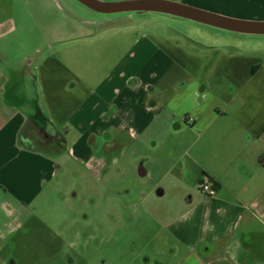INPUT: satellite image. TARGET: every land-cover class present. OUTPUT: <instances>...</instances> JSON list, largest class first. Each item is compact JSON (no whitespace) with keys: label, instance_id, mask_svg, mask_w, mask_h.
Wrapping results in <instances>:
<instances>
[{"label":"crops","instance_id":"0c3cea01","mask_svg":"<svg viewBox=\"0 0 264 264\" xmlns=\"http://www.w3.org/2000/svg\"><path fill=\"white\" fill-rule=\"evenodd\" d=\"M8 1L0 5V251L52 185L50 152L100 168L167 133L179 153L166 173L175 170L185 189L164 226L175 264H264V52H243L235 38L96 21L76 0ZM171 1L264 21V0Z\"/></svg>","mask_w":264,"mask_h":264},{"label":"rangeland","instance_id":"374dc122","mask_svg":"<svg viewBox=\"0 0 264 264\" xmlns=\"http://www.w3.org/2000/svg\"><path fill=\"white\" fill-rule=\"evenodd\" d=\"M1 3L10 7L8 0ZM79 7L96 21H133L163 35L176 29L191 38H235L243 52H264V35L222 31L162 13L100 14ZM145 139L115 156L103 170L77 164L67 150L50 152L58 166L53 183L29 207L32 217L25 218L12 242L0 251V264H175L164 226L183 207L179 198L185 189L175 170L166 173L178 158V144L167 133L160 145L154 146V137ZM139 169L146 174L140 176ZM124 187L135 192L132 204L114 195Z\"/></svg>","mask_w":264,"mask_h":264},{"label":"water","instance_id":"95a60500","mask_svg":"<svg viewBox=\"0 0 264 264\" xmlns=\"http://www.w3.org/2000/svg\"><path fill=\"white\" fill-rule=\"evenodd\" d=\"M101 14L158 12L218 28L249 34H264V21L237 20L198 10L171 0H76Z\"/></svg>","mask_w":264,"mask_h":264},{"label":"flooded vegetation","instance_id":"af4514ba","mask_svg":"<svg viewBox=\"0 0 264 264\" xmlns=\"http://www.w3.org/2000/svg\"><path fill=\"white\" fill-rule=\"evenodd\" d=\"M105 166L106 165H104L103 167H100L99 169L100 170H103V169H105ZM138 173H139L140 176H144V174H143V172H142L141 169H139V172ZM106 190L111 191V188L110 187H107ZM132 193L133 194H131L130 189H128L126 187L120 189L119 191H117V190L114 191V195L116 196V198H118V199L123 198L124 199V202H126V201H128L130 199V203L131 204L133 203V201H132L133 199H131V198L134 197L135 192L133 191ZM126 204H128V203H126Z\"/></svg>","mask_w":264,"mask_h":264},{"label":"built area","instance_id":"2783aa9c","mask_svg":"<svg viewBox=\"0 0 264 264\" xmlns=\"http://www.w3.org/2000/svg\"><path fill=\"white\" fill-rule=\"evenodd\" d=\"M200 189L207 195H214L216 193V188L211 185L209 181H203L200 184Z\"/></svg>","mask_w":264,"mask_h":264}]
</instances>
